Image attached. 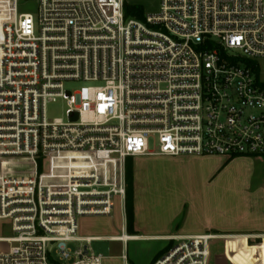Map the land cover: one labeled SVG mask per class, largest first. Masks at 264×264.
Masks as SVG:
<instances>
[{
	"label": "built area",
	"instance_id": "obj_1",
	"mask_svg": "<svg viewBox=\"0 0 264 264\" xmlns=\"http://www.w3.org/2000/svg\"><path fill=\"white\" fill-rule=\"evenodd\" d=\"M19 1L0 0V264H103L78 220L125 204L129 158L264 159V0H160L143 20L129 0ZM220 239L175 238L153 264H209Z\"/></svg>",
	"mask_w": 264,
	"mask_h": 264
},
{
	"label": "rangeland",
	"instance_id": "obj_2",
	"mask_svg": "<svg viewBox=\"0 0 264 264\" xmlns=\"http://www.w3.org/2000/svg\"><path fill=\"white\" fill-rule=\"evenodd\" d=\"M129 3L140 5L146 14H158L160 10V0H129ZM19 12L31 13L36 17L37 2L20 0ZM87 85L93 84L72 81L66 82L64 88L75 92ZM66 108L63 99L50 102L46 108L48 121L65 120ZM155 146L156 139L151 138L150 148L154 149ZM129 160L134 167L137 184L136 201L139 212L137 223L141 233L176 229L186 219H188L186 225L192 226L199 216L207 214L225 222L226 219L219 215L220 212L237 216L245 209L250 210L264 203V162L255 158L229 160L231 162L228 161L227 165L224 157L183 156L172 159L143 157ZM78 221L81 228L80 235L91 234L97 227H102L104 231L114 228V234H121L120 215L82 217ZM12 236L11 222L0 221V238ZM260 236L264 234L248 241L247 245L249 247L260 245L264 241ZM76 246L71 247L75 249ZM154 246L157 247L158 243L130 242L124 245L121 242L108 240L91 243L93 252L106 258L103 264H124L121 259L122 254L127 260L128 257H134L136 264H145L153 253ZM171 246L172 244H169L159 257ZM227 248V239L213 242L209 264H239L241 252H235L233 248L228 251ZM7 250L8 245L0 243V252ZM128 263L131 264L130 260Z\"/></svg>",
	"mask_w": 264,
	"mask_h": 264
},
{
	"label": "crops",
	"instance_id": "obj_3",
	"mask_svg": "<svg viewBox=\"0 0 264 264\" xmlns=\"http://www.w3.org/2000/svg\"><path fill=\"white\" fill-rule=\"evenodd\" d=\"M161 157V156H156ZM143 158V157H137ZM167 159H172L171 157H165ZM178 158V157H176ZM201 158V157H199ZM211 158V157H209ZM135 159V158H129ZM128 159V160H129ZM242 159V158H237ZM258 159V158H255ZM236 159H233L234 161ZM264 162V159H258ZM229 160L226 159L225 165H227ZM231 162V161H230ZM134 170V167H133ZM136 179L134 172V233H130L127 227L126 220V202L122 205L119 201H116L113 214L115 216L120 215L121 217V234H114V228H109L104 231L102 227L94 228V231L91 234H79L82 238H91L94 241H112V242H121L124 245L132 243H158V246H154L153 253L147 259L145 264H153L154 261L158 259L162 251L170 244H173V240L178 237H190L198 235L213 234L219 236L220 238L228 240V251H231L233 248L234 251L241 252L239 264H264V241L254 247H249L247 242L253 240L250 236H258L264 234V203L263 205L252 207L250 210L245 209L241 214L236 215H227L226 213L220 212L222 218L225 222L216 220L217 218H212L210 214L206 216L201 215L197 220L192 224V226H187L188 219L183 221L182 225H179L176 229H170L168 231L152 232V233H141L139 225L137 223L139 218V212L137 208V188H136ZM139 187V186H137ZM127 199V198H126ZM118 208V209H117ZM112 214V215H113ZM218 214V213H217ZM98 217H111V216H98ZM214 217V216H213ZM84 218V217H83ZM219 219V218H218ZM81 228H79V231ZM126 236V239L124 238ZM237 237V238H232ZM122 240H127L126 243ZM260 239H264V236H260ZM222 240V239H220ZM93 241V242H94ZM123 254L121 255L122 259ZM106 260V259H105ZM123 260V259H122ZM131 264H136L134 257L130 258ZM232 260L235 259L232 257ZM236 262V261H235Z\"/></svg>",
	"mask_w": 264,
	"mask_h": 264
},
{
	"label": "trees",
	"instance_id": "obj_4",
	"mask_svg": "<svg viewBox=\"0 0 264 264\" xmlns=\"http://www.w3.org/2000/svg\"><path fill=\"white\" fill-rule=\"evenodd\" d=\"M124 12L126 19H144V9L137 4H131L129 2L125 3ZM230 162V161H229ZM133 183H134V170L132 163H127V199H126V214H127V227L130 233H134V192H133Z\"/></svg>",
	"mask_w": 264,
	"mask_h": 264
},
{
	"label": "water",
	"instance_id": "obj_5",
	"mask_svg": "<svg viewBox=\"0 0 264 264\" xmlns=\"http://www.w3.org/2000/svg\"><path fill=\"white\" fill-rule=\"evenodd\" d=\"M84 254H85V255L87 254V248H85V252H84Z\"/></svg>",
	"mask_w": 264,
	"mask_h": 264
},
{
	"label": "bare ground",
	"instance_id": "obj_6",
	"mask_svg": "<svg viewBox=\"0 0 264 264\" xmlns=\"http://www.w3.org/2000/svg\"><path fill=\"white\" fill-rule=\"evenodd\" d=\"M124 238L126 239V236Z\"/></svg>",
	"mask_w": 264,
	"mask_h": 264
}]
</instances>
